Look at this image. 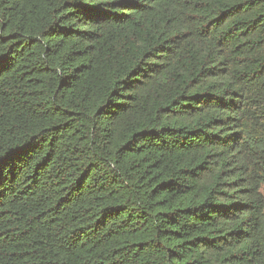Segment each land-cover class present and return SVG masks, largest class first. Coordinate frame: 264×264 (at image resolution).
<instances>
[{"label":"trees","instance_id":"obj_1","mask_svg":"<svg viewBox=\"0 0 264 264\" xmlns=\"http://www.w3.org/2000/svg\"><path fill=\"white\" fill-rule=\"evenodd\" d=\"M264 0H0V264H264Z\"/></svg>","mask_w":264,"mask_h":264},{"label":"rangeland","instance_id":"obj_2","mask_svg":"<svg viewBox=\"0 0 264 264\" xmlns=\"http://www.w3.org/2000/svg\"><path fill=\"white\" fill-rule=\"evenodd\" d=\"M263 192H264V186H263Z\"/></svg>","mask_w":264,"mask_h":264}]
</instances>
